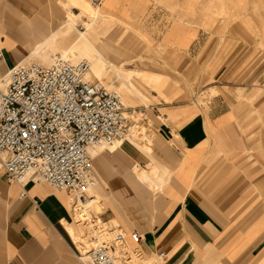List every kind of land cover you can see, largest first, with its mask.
I'll use <instances>...</instances> for the list:
<instances>
[{"label": "crops", "instance_id": "obj_1", "mask_svg": "<svg viewBox=\"0 0 264 264\" xmlns=\"http://www.w3.org/2000/svg\"><path fill=\"white\" fill-rule=\"evenodd\" d=\"M57 1L0 0V77L26 58L41 59L31 48L56 28L61 34L49 15V2ZM151 1L108 0L100 8L124 19L151 10ZM184 24L171 23L160 42L187 51L193 65L201 50L198 64L214 65L206 60L215 57L210 51L219 41L209 30ZM19 46L28 49L18 53ZM159 74L165 86L166 75ZM211 87L216 93L205 104L187 102L189 92L181 91V100L162 106L166 111L151 120L162 119L152 126V153L125 146L92 160L97 182L90 199L99 204L98 220L121 229L125 243L137 231L135 247L152 264H264V91L222 82ZM133 162L138 170L156 164L159 187L138 181ZM30 178L9 180L0 167V264H86L64 225L74 221L70 193Z\"/></svg>", "mask_w": 264, "mask_h": 264}, {"label": "rangeland", "instance_id": "obj_2", "mask_svg": "<svg viewBox=\"0 0 264 264\" xmlns=\"http://www.w3.org/2000/svg\"><path fill=\"white\" fill-rule=\"evenodd\" d=\"M148 4L151 5V10H147L146 13L141 11L136 17L122 19L108 17L102 13L87 30L84 20L90 21L88 16L74 19L76 29L85 30L94 46L105 55L123 78L131 81L138 89L139 96H134L123 111L127 112L129 130L130 126L136 128L137 141L140 144L147 145L148 139H154L156 127L152 126L162 119L159 117L156 119L157 123L153 125L152 118L155 115L161 116L163 111H166L162 109L163 105L181 100V91L182 94L189 92L185 99L193 105L205 104L216 93V88L211 86L218 82L229 83L231 86L227 87L229 89L264 91V0H152ZM63 5L59 1L49 2V15L53 27L60 26L65 20L64 9L67 5ZM55 6L57 8L53 9ZM74 12L78 13L79 10L74 9ZM174 22L201 27L212 32L209 36L216 38L219 43H214L212 46H215V49L210 51L211 56L215 57H210L206 61L213 59L216 62L214 65L198 64L204 61L200 60L201 50L193 55V61L196 63L193 65L191 60L187 59V51H177L160 42L164 40V36L169 35L167 29ZM68 27H62V32L67 33L61 39L63 45L69 44L77 34L75 29L69 31ZM231 31L239 32L235 35V41L230 39ZM219 36L222 37L221 40ZM205 54L208 55L209 52L205 51ZM81 58L82 56L70 55L69 60L76 61ZM31 62L46 64L32 58L24 64ZM222 62L224 64L221 65ZM108 70L104 72L106 75L104 74L101 80L92 78L89 71L88 76L91 80L101 81L100 83L108 89L115 90L107 84L117 85L120 78L114 71ZM159 73L166 75L165 86ZM215 74L218 77L216 80L213 78ZM144 131L148 137H144ZM152 140L149 143H152ZM152 146L153 144L150 146V153ZM92 160L96 163L94 159ZM149 170L150 167L147 171ZM95 180L97 182L96 173ZM68 201L71 208L70 195ZM86 207L94 213L95 211L100 213L96 202L92 201ZM99 218L101 219V216ZM73 219V226H76L75 215ZM71 231L73 236L71 233L70 235L81 251L93 245L86 239L88 234H83L82 231L77 235L78 233H74L76 230ZM118 250L125 253V258L122 259L124 264H142L138 258L144 255L135 247L134 241L114 244V253L116 252V257L120 261L122 256ZM150 262L152 263V260Z\"/></svg>", "mask_w": 264, "mask_h": 264}, {"label": "built area", "instance_id": "obj_3", "mask_svg": "<svg viewBox=\"0 0 264 264\" xmlns=\"http://www.w3.org/2000/svg\"><path fill=\"white\" fill-rule=\"evenodd\" d=\"M102 1L89 3L98 7ZM89 70L86 59H55L13 65L0 77V167L9 180L21 184L32 176L69 192L73 201L90 197L91 149L126 134L129 120L118 92L91 80ZM78 211L89 227L100 219L84 205ZM100 228L99 237H88V249L76 247L78 257L86 264H119L114 244H124L126 234L107 224ZM130 237L141 240L137 231Z\"/></svg>", "mask_w": 264, "mask_h": 264}, {"label": "bare ground", "instance_id": "obj_4", "mask_svg": "<svg viewBox=\"0 0 264 264\" xmlns=\"http://www.w3.org/2000/svg\"><path fill=\"white\" fill-rule=\"evenodd\" d=\"M61 2L64 5L68 6L67 12L65 14V20L61 24V34H57V31L59 29L56 28V30H53V34L50 37L36 43L31 48L32 54L35 56L41 55L42 58L41 59L38 58V59L43 61V62H46V63L51 62L55 59H65L66 58L65 60H69L70 55L82 56L81 59H86L89 63L90 75L92 76V78H96L97 80H101L102 76L105 74L104 72L107 71L108 69L114 71L117 74V76L120 78V82L117 85H112L111 83H108L107 86H112L115 88V90L119 93L122 104L125 108L127 106V104L131 103L132 98L134 96H139L138 89L136 88V86H134V84L131 81L123 78V76L120 74V72L118 70H116L113 67V65L107 60L105 55L102 54V52H100L94 46L93 42L90 40V38L86 34V31L85 30L81 31V30L76 29V27H75L76 25L74 23L75 18L82 19L85 16H88L90 21L84 20L86 23L85 29L86 30L90 29V27H92L93 22L96 21L100 16H102L101 15L102 11H101L100 6L99 7H92L88 0H61ZM104 3L107 4L108 0H106ZM73 8L78 9L79 12L78 13L74 12ZM64 26H69L68 27L69 31L71 29H75L77 34H76V36H74L72 38V40L69 42V44L63 45L61 43V39H62V37L64 38L67 35V33L65 34L64 32H62V27H64ZM51 46H53V48ZM24 49H28V46H25V47L19 46L18 47L19 51L24 50ZM27 60H29V59L26 58L25 61H20L16 65L24 64L25 62H27ZM87 76H88V73H87ZM117 80H118V78H117ZM3 86L4 85L1 84L2 88H3ZM126 113L127 112H124V115H126ZM128 131H129L128 133L121 135L120 137L115 139L112 143L100 144V145L92 148L91 154H92L93 159L96 161V158H98V156H100L104 150H108L110 152H116L118 150H122V148H124L125 146L126 147L127 146L128 147L129 146H132V147L136 146V147H140L146 153L151 152L150 146L152 145V143H149V142H151L152 139H148L147 145L140 144L137 141L136 128L133 129V127L130 126V130H128ZM144 135H145L144 137L149 136V135H147V133L145 131H144ZM136 164H137V162H133L131 164V171L132 172L137 171L138 181H141L142 184L146 185L147 187H151L153 189L158 188L159 184H157L156 179L157 178L159 179V175H158L159 168L157 167V165L154 163L148 162V165L150 166V170L147 171V170H138V167ZM95 173H96V171H95ZM95 173L93 171L94 176H95ZM95 182H96V180H95ZM91 191H92V189L90 190V195L92 193ZM93 200H95V199H90V197H89L85 201H83V200L73 201L72 197L70 196L71 210H72V213L74 212L73 215H75V217H76L75 222H77V223H76V226H73V224H67V223H65V224L63 223V224L69 230V232L71 233L72 236H73V234H72L71 230H73V231L78 230L77 232L76 231L74 232L75 234L78 233L77 235H79V233L83 231V234L86 233V234H88V237H92V238H93V236L99 237L101 235V233H103V229L100 228V226L106 225L105 221H99V222L96 221L93 225H91L89 227L87 225H83V222H81V220L79 219V216H78L79 215V211H78L79 207L83 206V205L88 206V204L92 203ZM100 223H101V225H100ZM109 235L113 236L114 232L109 233ZM86 239H88L87 236H86ZM121 249L122 248H120V250ZM117 252H119V255L122 256V258L120 259V264H124L122 262V259L125 258V253H121L119 250ZM115 255H116V252H115ZM138 259L139 260L141 259L142 264H152L153 263V262L151 263L150 260L146 257H142V258H138ZM133 264H136V263H133Z\"/></svg>", "mask_w": 264, "mask_h": 264}]
</instances>
